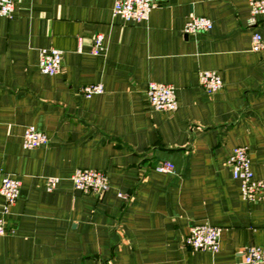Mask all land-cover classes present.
<instances>
[{
	"label": "crops",
	"instance_id": "crops-1",
	"mask_svg": "<svg viewBox=\"0 0 264 264\" xmlns=\"http://www.w3.org/2000/svg\"><path fill=\"white\" fill-rule=\"evenodd\" d=\"M111 7L15 0L11 17H0V178L19 181L0 264H249L243 250L264 247V194L243 200L226 160L246 147L264 182V15L250 28L247 0H162L135 24ZM192 17L211 29L183 32ZM252 32L259 51L249 48ZM49 47L62 53L53 75L38 69ZM202 70L220 76L217 91L199 86ZM149 81L174 87V111L147 104ZM91 83L103 90L86 98L79 89ZM28 125L46 143L23 148ZM164 161L171 171L155 169ZM76 168L104 173L105 190H74ZM201 222L220 228L215 252L183 244Z\"/></svg>",
	"mask_w": 264,
	"mask_h": 264
},
{
	"label": "built area",
	"instance_id": "built-area-1",
	"mask_svg": "<svg viewBox=\"0 0 264 264\" xmlns=\"http://www.w3.org/2000/svg\"><path fill=\"white\" fill-rule=\"evenodd\" d=\"M111 12L124 22L141 23L148 18L149 12L156 8L162 0H111ZM249 16L247 26L252 28L256 25V17L264 15V0H247ZM15 0H0V17L10 18L14 9ZM211 22L204 17H192L184 25L183 32H207L211 29ZM251 51H259L263 48L261 35L252 32L250 35ZM101 49V36L94 37L93 49L97 53ZM61 51L55 48H42L38 53V69L42 74L53 75L61 68ZM197 80L206 92L213 93L222 86L220 76L213 70L198 72ZM100 83L82 85L80 93L88 98L93 94L101 93ZM147 104L156 111H174L177 107L175 90L171 84L149 81L145 87ZM46 135L33 126L28 125L23 129L21 146L34 148L46 143ZM226 163L231 177L238 181L240 197L252 202L260 199L264 194V182L253 178L247 157V149L244 146L232 148ZM155 169L159 172H169L172 164L161 162ZM72 188L83 194L100 195L106 188V177L99 170L91 168H76L70 175ZM58 182V178L51 176L46 179V190H51ZM19 189V181L10 176L3 175L0 178V195L2 204L0 207V235L8 232L4 224V216L14 203ZM220 228L205 222L193 223L183 239V244L192 251L215 252L218 249ZM243 261L249 264H264V247L248 246L243 250Z\"/></svg>",
	"mask_w": 264,
	"mask_h": 264
}]
</instances>
